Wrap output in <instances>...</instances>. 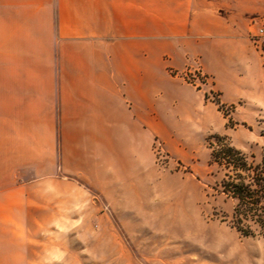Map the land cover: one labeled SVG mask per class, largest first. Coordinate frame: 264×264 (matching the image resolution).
<instances>
[{"label": "crops", "instance_id": "0c3cea01", "mask_svg": "<svg viewBox=\"0 0 264 264\" xmlns=\"http://www.w3.org/2000/svg\"><path fill=\"white\" fill-rule=\"evenodd\" d=\"M262 10L260 0H0V263L53 252L55 227L100 219L103 203L142 188L155 142L194 154L212 101L181 75L189 67L213 74L225 100L251 83L259 95L260 78L237 72L245 22L223 14Z\"/></svg>", "mask_w": 264, "mask_h": 264}, {"label": "rangeland", "instance_id": "374dc122", "mask_svg": "<svg viewBox=\"0 0 264 264\" xmlns=\"http://www.w3.org/2000/svg\"><path fill=\"white\" fill-rule=\"evenodd\" d=\"M260 2L262 11L223 16L245 22L239 31L247 68L237 72L252 82L259 77L261 93L251 83L232 87L225 100L210 74L218 97L209 99L210 128L193 155L183 154L184 142L175 152L155 142L148 183L123 191L116 204L103 203L100 219L55 227L53 252L18 264H264V238L232 226L234 203L216 191L222 172L209 164L216 136L256 159L264 150V38L254 36L264 25Z\"/></svg>", "mask_w": 264, "mask_h": 264}, {"label": "trees", "instance_id": "16d2710c", "mask_svg": "<svg viewBox=\"0 0 264 264\" xmlns=\"http://www.w3.org/2000/svg\"><path fill=\"white\" fill-rule=\"evenodd\" d=\"M215 138L220 145L211 152L209 164L222 172L216 191L234 203L231 224L244 235L264 238V150L256 159Z\"/></svg>", "mask_w": 264, "mask_h": 264}, {"label": "built area", "instance_id": "2783aa9c", "mask_svg": "<svg viewBox=\"0 0 264 264\" xmlns=\"http://www.w3.org/2000/svg\"><path fill=\"white\" fill-rule=\"evenodd\" d=\"M254 36L257 42H259L261 38H264V25H261L259 28H257ZM174 73L179 74L177 71H174ZM181 75H183L185 79L191 84L197 86L198 88H203L209 96V99H214V95L215 97H218L216 92H214L210 75L202 68L200 64L189 67L186 69V71L182 72Z\"/></svg>", "mask_w": 264, "mask_h": 264}]
</instances>
